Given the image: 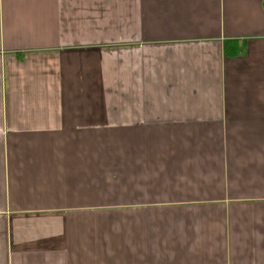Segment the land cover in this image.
Instances as JSON below:
<instances>
[{
	"label": "crops",
	"instance_id": "1",
	"mask_svg": "<svg viewBox=\"0 0 264 264\" xmlns=\"http://www.w3.org/2000/svg\"><path fill=\"white\" fill-rule=\"evenodd\" d=\"M0 264H264V0H0Z\"/></svg>",
	"mask_w": 264,
	"mask_h": 264
},
{
	"label": "trees",
	"instance_id": "2",
	"mask_svg": "<svg viewBox=\"0 0 264 264\" xmlns=\"http://www.w3.org/2000/svg\"><path fill=\"white\" fill-rule=\"evenodd\" d=\"M223 53H224V56H226L227 58L236 57L239 53L238 44L235 41L225 42Z\"/></svg>",
	"mask_w": 264,
	"mask_h": 264
}]
</instances>
